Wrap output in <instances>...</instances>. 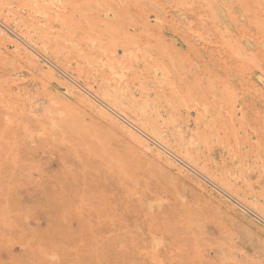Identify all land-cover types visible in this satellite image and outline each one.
Listing matches in <instances>:
<instances>
[{
  "label": "rangeland",
  "instance_id": "rangeland-1",
  "mask_svg": "<svg viewBox=\"0 0 264 264\" xmlns=\"http://www.w3.org/2000/svg\"><path fill=\"white\" fill-rule=\"evenodd\" d=\"M263 210L264 0H0V264H264Z\"/></svg>",
  "mask_w": 264,
  "mask_h": 264
},
{
  "label": "bare ground",
  "instance_id": "bare-ground-1",
  "mask_svg": "<svg viewBox=\"0 0 264 264\" xmlns=\"http://www.w3.org/2000/svg\"><path fill=\"white\" fill-rule=\"evenodd\" d=\"M29 2H30V1H29ZM101 2H102V1H101ZM43 3H44V2H43ZM47 3H48V2H47ZM62 4H63V3H62ZM45 5H46V4H45ZM51 5H52V4H51ZM57 15H58V14H57ZM59 15H60V14H59ZM47 21H48V20H47ZM61 21H63V20H61ZM61 23H62V22H61ZM63 24H64V23H63ZM28 32H29V31H28ZM42 46H43V45H42ZM114 53H115V52H114ZM42 54H43V53H42ZM128 54H129V53H128ZM99 57H100V56H99ZM41 58H42V57H41ZM131 58H132V57H131ZM38 59H39V58H38ZM99 59H100V58H99ZM110 59H111V58H110ZM129 59H130V58H129ZM111 60H112V59H111ZM116 60H117V59H116ZM45 61H46V60H45ZM100 61H101V60H100ZM76 63H77V62H76ZM123 63H125V62H123ZM123 63H122V64H123ZM53 64H54V63H53ZM87 64H88V62H87ZM110 64H111V63H110ZM110 64H109V65H110ZM91 65H92V64H91ZM104 65H105V64H104ZM111 65H112V64H111ZM108 68H109V67H108ZM108 70H109V69H108ZM104 72H105V71H104ZM107 72H108V71H107ZM109 73H110L109 75H111V73H112V72H111V69L109 70ZM113 73H114V72H113ZM113 73H112V74H113ZM120 73H121V72H120ZM114 74H115V73H114ZM125 74H126V73H125ZM107 75H108V73H107ZM64 76H65V75H64ZM116 76H117V74H116ZM165 76H166V75H165ZM114 77H115V75H114ZM107 78H108V77H107ZM107 78H106V79H107ZM120 78H121V77H120ZM122 78H123V77H122ZM109 79H110V78H109ZM109 79H107V83H108V80H109ZM111 81H112V80H111ZM120 81H121V79H120ZM122 82H123V81H122ZM119 83H120V82H119ZM113 84H114V83H113ZM110 85H111V84H110ZM119 85H120V84H119ZM121 85H122V84H121ZM126 87H127V86H126ZM115 89H116V88H115ZM111 90H112V89H111ZM103 92H104V91H103ZM146 93H147V91H146ZM129 95H130V94H129ZM164 96H165V95H164ZM128 97H129V96H128ZM130 97H131V96H130ZM126 98H127V96H126ZM99 99H100V98H99ZM108 99H109V98H108ZM104 103H105V102H104ZM185 105H186V104H185ZM103 106H104V105H103ZM165 106H166V105H165ZM109 108H110V107H109ZM184 108H185V107H184ZM176 109H177V108H176ZM114 111H115V110H114ZM176 113H177V112H176ZM112 114H113V113H112ZM114 114H115V113H114ZM118 114H119V113H118ZM115 115H116V114H115ZM119 115H120V114H119ZM116 116H117V115H116ZM180 116H181V115H180ZM117 117H118V116H117ZM121 119H122V118H121ZM174 119H175V118H174ZM197 119H199V117H198ZM126 123H127L129 126L133 127V126L131 125L132 123H131L130 121H129V122H126ZM178 129H179V128H178ZM142 134H143V131H142ZM143 136H144V135H143ZM145 136H146V135H145ZM209 136H210V135H209ZM146 138H147L146 141H150L152 144L156 145V146L158 147V149H161V151L163 150L162 146H159V145L156 144L157 142H153V141H152L153 139L150 140V139H148V137H146ZM151 143H150V144H151ZM195 143H196V142H195ZM154 145H152V146H154ZM163 151H167V150L165 149V150H163ZM167 152H169V151H167ZM170 153H171V152H170ZM170 153H168V154H170ZM168 154H167V155H168ZM186 155H187V154H186ZM171 156H173V155L171 154ZM171 156L169 155V157H171ZM175 156H176V155H175ZM178 158H179V157H178ZM175 159H176V158H175ZM176 162H177V161H176ZM182 167H183V166H182ZM187 168H188V167H187ZM189 170H190V169H189ZM191 171H192V170H191ZM211 184H212V183H211ZM220 184H221V183H220ZM218 187H219V186H218ZM211 188H212V187H211ZM227 199H228V198H227ZM237 199H238V198H237ZM239 202H240V201H239ZM254 205H255V204H254ZM242 207H243V206H242ZM243 208H244V207H243ZM249 210H250V209H249ZM263 211H264V210H263ZM251 214H253V213H251ZM258 216H260V215H258ZM261 217H262V216H261ZM258 218H259V217H258ZM260 219H261V218H260ZM262 220H263V218H262ZM260 221H261V220H260ZM260 221H259V222H260ZM262 222H264V221H262Z\"/></svg>",
  "mask_w": 264,
  "mask_h": 264
}]
</instances>
